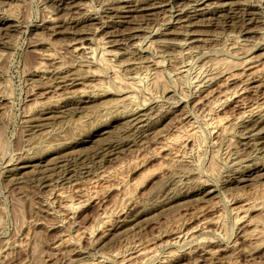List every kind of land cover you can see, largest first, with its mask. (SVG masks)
<instances>
[{"label": "rangeland", "instance_id": "rangeland-1", "mask_svg": "<svg viewBox=\"0 0 264 264\" xmlns=\"http://www.w3.org/2000/svg\"><path fill=\"white\" fill-rule=\"evenodd\" d=\"M57 1L0 0V264H264V0Z\"/></svg>", "mask_w": 264, "mask_h": 264}, {"label": "bare ground", "instance_id": "bare-ground-1", "mask_svg": "<svg viewBox=\"0 0 264 264\" xmlns=\"http://www.w3.org/2000/svg\"><path fill=\"white\" fill-rule=\"evenodd\" d=\"M59 1V0H58ZM57 1V2H58ZM63 2V1H62ZM198 1H196V2H194V3H197ZM68 3V2H67ZM59 4H60V1H59ZM69 4V3H68ZM67 4V5H68ZM76 4V3H75ZM75 4H72V2L69 4L70 6L68 7V9H66V10H70V9H73L72 11H74V9H76V7H74V5ZM174 4V3H173ZM189 4H191V3H189ZM198 4V3H197ZM264 4V3H263ZM64 5V4H63ZM189 6V5H188ZM187 6V7H188ZM67 7V6H66ZM149 7V6H148ZM176 7V6H175ZM190 8H191V6H189ZM263 7V6H262ZM261 7V8H262ZM79 8V7H78ZM143 8V7H142ZM141 8V10L140 11H145V8H143L142 9ZM254 8V7H253ZM256 8V7H255ZM58 9V8H57ZM65 9V8H64ZM118 9V8H117ZM116 9V10H117ZM170 9V8H169ZM194 9V8H193ZM63 10V9H62ZM109 10V9H108ZM111 10V9H110ZM120 10V9H119ZM180 10V9H179ZM183 10V9H182ZM111 11H113V10H111ZM110 11V12H111ZM139 11V12H140ZM196 11V10H195ZM194 10H192V12H189V13H192L191 15H187L186 17H187V19H194L195 17H197L196 16V14L195 13H197V12H195ZM205 11V10H204ZM71 12V11H70ZM69 12V13H70ZM115 12V11H114ZM120 12V11H119ZM121 12H123V10L121 11ZM181 12V11H180ZM241 12H243V11H241ZM245 12H246V10H245ZM250 12V11H249ZM262 12V11H261ZM68 13V12H67ZM72 13V12H71ZM170 13V12H169ZM259 13V12H258ZM198 14H200V13H198ZM248 14V13H247ZM251 14V13H250ZM261 14V13H260ZM115 15V16H114ZM114 15H112L113 17H116V15H118V13H116V14H114ZM146 15V14H145ZM201 15V14H200ZM203 15V14H202ZM238 15V14H237ZM110 16H111V14H110ZM185 16V15H184ZM106 17V16H105ZM117 17H120L119 15L117 16ZM166 17V16H165ZM92 18V17H91ZM169 18V17H168ZM242 18H244V16L242 17ZM86 19V18H85ZM84 19V20H85ZM119 19V18H118ZM245 19V18H244ZM252 19V18H251ZM250 19V20H251ZM54 20H56V19H54ZM88 20H89V18H88ZM196 20V19H195ZM241 20H243V19H241ZM248 20V19H247ZM62 21V20H61ZM64 21V20H63ZM110 21V20H109ZM185 21V20H184ZM249 21V20H248ZM252 21H254V20H252ZM8 21H3V22H0V25L2 24V25H5L6 24V29L8 28H12V26L11 25H9L8 23H7ZM50 22H52L51 20H50ZM54 22V21H53ZM57 22V21H56ZM84 22V21H83ZM186 22V21H185ZM190 22V21H189ZM250 22V21H249ZM183 23V22H182ZM192 23H194V22H192ZM192 23H191V25H192ZM118 24V23H117ZM122 24V23H121ZM188 24V23H187ZM195 24V23H194ZM249 24V23H248ZM184 25V24H183ZM188 25H190V23L188 24ZM54 26V25H53ZM53 26H51V27H53ZM58 26V25H57ZM2 27H4V26H2ZM55 27H56V25H55ZM189 27V26H188ZM193 27V26H192ZM5 29V28H4ZM54 29V28H53ZM56 29V28H55ZM139 30V29H138ZM8 31V30H7ZM137 31V30H136ZM140 31V30H139ZM154 31V30H153ZM135 31H133L132 33H134ZM159 32V31H158ZM52 33H54V32H52ZM56 33H58V31L56 32ZM164 33V32H163ZM167 34V33H166ZM188 34V33H187ZM186 34V35H187ZM194 34V33H193ZM133 35V34H132ZM171 35V34H170ZM184 35V34H183ZM139 36V35H138ZM150 36V35H149ZM192 36H194V35H192V32H191V35L189 34L188 36H184L185 38H183L182 40H183V42L184 41H186V40H192V42L191 43H193V42H203V44L206 42V40H203L202 38H192ZM131 37H133V36H131ZM134 37H136V34H135V36ZM87 38V37H86ZM149 38V37H148ZM91 41V40H90ZM158 41V40H157ZM162 41V40H161ZM121 42V41H120ZM141 42V41H140ZM189 42V41H188ZM91 42H88V40L87 39H85V38H83L82 40H80V41H76V42H73L69 47H70V52L71 53H73L74 54V56H79V55H84L85 56V58H86V60L87 61H89V60H91V62L93 61V56H94V54H93V52H94V50L92 49V45L91 44H93V43H91ZM149 43V42H148ZM162 43V42H161ZM161 43H160V45H161ZM123 43H117V45L115 46V49H112V50H109V51H105V52H102V53H104V55H105V58L108 56L109 58L108 59H105L106 61L107 60H110L111 61V59L113 58H117V57H119V56H121V55H124V53H123V51H125L124 49H123V46L121 47V45H122ZM138 44V43H137ZM136 44V45H137ZM147 44V43H146ZM152 44V43H151ZM165 44V43H164ZM163 44V45H164ZM147 45H149V44H147ZM146 45V46H147ZM157 45H159V43L157 44ZM175 45H177V46H179L180 48L181 47H184V46H186V42L185 43H180V41H179V43H176ZM187 45H188V43H187ZM140 46V45H139ZM145 47V46H144ZM188 47V49L190 48L191 49V47H189V46H187ZM186 48V47H185ZM193 48V47H192ZM182 49H184V48H182ZM187 49V48H186ZM122 51V52H121ZM126 52V51H125ZM182 52V51H181ZM72 54V55H73ZM127 54V53H126ZM125 54V55H126ZM43 54H41L40 53V55L39 56H42ZM100 55V54H99ZM43 56H45V58L43 57ZM42 56V60L41 61H50V59H49V57H50V54L47 56V55H43ZM52 57V56H51ZM81 57H83V56H81ZM80 57V58H81ZM104 56H102V58H103ZM79 58V57H78ZM100 58V57H99ZM102 60V59H101ZM248 61H250L249 59H247ZM246 60V62L247 63H249L248 61ZM100 61V60H99ZM98 61V62H99ZM90 62V61H89ZM91 62H90V64H91ZM102 62V61H101ZM107 62H109V61H107ZM113 62V61H112ZM244 63V62H243ZM242 63V64H243ZM246 63V64H247ZM154 64V63H153ZM156 64V63H155ZM228 64V63H227ZM59 66V65H58ZM52 68V67H51ZM62 66H60V67H56V66H54L51 70H49V71H47L48 73H50V75H52L53 77L55 76V75H57L56 77L58 78V75L59 74H61L60 73V71L62 70ZM109 68V67H108ZM111 68H112V66H111ZM112 71H113V69H112ZM244 71V70H243ZM59 72V73H58ZM114 72H115V70H114ZM67 73V72H66ZM92 73V72H91ZM64 74V73H63ZM111 74V73H110ZM113 74H115V73H113ZM116 74H117V72H116ZM156 74V73H155ZM241 74V73H240ZM245 74V73H244ZM254 74V73H253ZM91 76H92V74H90ZM239 76L238 74H234V76ZM51 76V78H53ZM66 76V75H65ZM68 76V75H67ZM88 76V75H87ZM232 76V75H231ZM236 76V77H237ZM74 77V76H73ZM116 77H117V75H116ZM116 77H115V80H116ZM230 77V76H229ZM233 77V76H232ZM55 78V77H54ZM56 78V79H57ZM118 78V77H117ZM231 78V77H230ZM232 79V78H231ZM233 79H234V77H233ZM60 80V79H59ZM63 80V79H62ZM70 80V79H69ZM74 80H76V79H74ZM73 80V81H74ZM253 80V79H252ZM61 81V80H60ZM68 81V80H67ZM73 81H71L72 83H73ZM78 81V80H77ZM121 81V80H120ZM119 81V82H120ZM52 82H53V80H52ZM57 82H58V80H57ZM64 82H65V80H64ZM226 82V81H225ZM247 82V81H246ZM130 83V82H129ZM205 83V82H204ZM128 84V83H127ZM56 85V84H55ZM71 85V84H70ZM201 85V84H200ZM199 85V86H200ZM205 85V84H204ZM263 85V84H262ZM66 86V85H65ZM68 86V85H67ZM72 86V85H71ZM99 86V85H98ZM73 87H74V83H73ZM127 87V86H126ZM60 88V87H59ZM58 87H56V90H58L59 89ZM130 88V87H129ZM128 88V89H129ZM244 88V87H243ZM251 88V87H250ZM53 89H55V87H53ZM67 89V88H66ZM246 89V88H245ZM60 90V89H59ZM197 90V89H196ZM238 90V89H237ZM247 90V89H246ZM249 90V89H248ZM70 91V90H69ZM212 91V90H211ZM81 92H84V91H81ZM210 92V91H209ZM209 92L207 93V94H209ZM239 92L241 93V92H243V90H242V88H241V90H239V91H234L232 94H231V96H236V94L238 93L239 94ZM245 92V91H244ZM243 92V93H244ZM77 93H79V92H77ZM249 93V92H248ZM242 94V93H241ZM55 95V94H54ZM71 95V94H70ZM80 95V94H79ZM82 95V94H81ZM205 95V94H204ZM74 96H76V94L74 95ZM206 96H208V95H206ZM81 97V96H80ZM229 97V96H228ZM228 97H226V99L228 98ZM89 98V97H88ZM128 98V97H127ZM208 98V97H207ZM55 99V98H54ZM63 99V98H62ZM202 99V98H201ZM246 99V98H245ZM64 100H66L65 98H64ZM238 100V99H237ZM54 101V100H53ZM199 101H200V99H199ZM240 101V100H239ZM50 102V101H49ZM56 102H58V101H56ZM236 102V101H235ZM43 104V103H42ZM46 106V105H45ZM241 106V105H240ZM264 105H257V104H255V106L253 105V106H250L249 107V105H248V107H245V108H242V111H241V114L238 116V120L239 119H243V117H252V116H255L259 111L261 112V110H264V107H263ZM238 107H239V105H238ZM1 108V107H0ZM212 108H214V107H212ZM215 109V108H214ZM212 111V110H211ZM264 113V112H263ZM227 118V117H226ZM225 117H222V118H220V117H216V119H214L213 120V122H212V124H213V126H215V127H218V126H222V124H224V120L226 119ZM253 118V117H252ZM241 119V120H242ZM245 119V118H244ZM250 119V118H249ZM251 120V119H250ZM189 128H191V127H189ZM194 131V130H193ZM196 134V133H195ZM194 135V132H189V134H188V136L190 137V136H193ZM171 138V137H170ZM173 140L174 139H169L168 138V140H164V142H165V144H164V146H168L169 144H171V143H173ZM175 141V140H174ZM163 142V143H164ZM163 143H162V146H163ZM160 147V146H159ZM166 147H164V149L166 148ZM161 148V147H160ZM163 149V150H164ZM160 150H162V149H160ZM175 159V158H174ZM117 167H119V165L117 166ZM113 168V167H112ZM120 168H115V169H113V173L115 172V175H116V172L119 170ZM111 170V169H110ZM112 172V171H111ZM119 173V172H118ZM100 178V177H99ZM88 182V181H87ZM78 203V202H77ZM69 206V205H68ZM76 207V206H75ZM66 208V207H65ZM103 215V214H102ZM63 242V241H62ZM219 250V249H218ZM216 251V250H215ZM142 253H144V252H142ZM140 254V253H139ZM141 255V254H140ZM169 256V255H168ZM163 262V261H162ZM167 262V261H166Z\"/></svg>", "mask_w": 264, "mask_h": 264}]
</instances>
